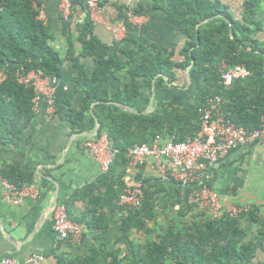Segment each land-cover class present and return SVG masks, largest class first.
Returning <instances> with one entry per match:
<instances>
[{
    "label": "trees",
    "instance_id": "trees-1",
    "mask_svg": "<svg viewBox=\"0 0 264 264\" xmlns=\"http://www.w3.org/2000/svg\"><path fill=\"white\" fill-rule=\"evenodd\" d=\"M70 1L72 9L77 6L86 9L84 0ZM259 9V0H245L240 22L234 20L227 7L217 0H174L166 7V12L187 35L183 51L185 60L175 63L171 52L143 48V61L136 63L134 68L135 52L115 44L109 53L108 47L92 35V20L86 11L77 28L76 40L81 44L79 56L94 61L91 75L77 62L78 58L73 57L71 37L68 50L78 69L76 89L84 92L80 109L70 110L67 115L75 130L84 129V116L92 103L108 99L103 83L116 71L129 68L150 86L157 74L173 81L174 69L184 70L192 63V70L200 73L202 79L197 84L194 101L187 107L167 101L147 115L95 110L100 121L98 135H107L119 152L107 173L64 201L70 219L96 233L95 243L90 245L88 253L70 259L71 264H250L258 252H264V217H260L257 207H250L248 212L237 217L224 215L211 219L203 213L188 221L184 217L197 206L188 203V190L185 189H182L183 194L178 191L181 196L178 219L157 226L154 204L160 190H150L144 185L141 207L126 211L114 240L125 245L131 253L122 251L121 247L109 249L108 245L113 241L112 230L110 218L103 212L105 206L116 200L127 187L123 178L128 168L126 154L129 149L150 144L157 135L163 140L173 137L174 142L195 136L200 130L198 108L208 97L221 96V110L234 124L248 129L259 126L264 114V47L258 46L253 38L260 28L255 18ZM37 15L31 0H0V64L7 61L15 66L13 71L6 72V79L0 84V146L14 144L34 115V90L18 83L16 72L26 74L39 70L44 76L58 79L62 75L64 59L49 44V27ZM206 19L209 20L196 29ZM222 61L227 66L244 64L250 73L224 87L219 83L218 69ZM138 95V90L129 89L112 98L124 103ZM0 174L17 187L33 182L32 173L12 164L2 165ZM78 200L85 205L84 213L74 216L72 209ZM243 220L249 225H243ZM150 221L154 223L153 227L148 225ZM254 224L257 225L255 236L249 237ZM133 230L149 236L156 230L159 233L155 238L135 243L129 239ZM57 259L58 264H64V257Z\"/></svg>",
    "mask_w": 264,
    "mask_h": 264
},
{
    "label": "crops",
    "instance_id": "crops-1",
    "mask_svg": "<svg viewBox=\"0 0 264 264\" xmlns=\"http://www.w3.org/2000/svg\"><path fill=\"white\" fill-rule=\"evenodd\" d=\"M172 1L174 0H105L100 5L96 20L92 22V35L108 47L109 53L115 44H119L121 49L133 50L135 62L132 68L136 63H142L143 48L171 52L173 62L181 63L185 60L183 51L188 38L185 31L166 12V7ZM217 1L227 7L234 20L242 21L245 0ZM37 2L43 9L44 22L50 30L49 44L64 62L56 87L53 110L50 111L46 100L41 99L33 110V119L16 142L0 146V167L12 164L32 173L33 182L23 187L35 189L38 193L36 198L26 196L19 205H12L5 201L0 184V257L12 256L23 260L31 253H42L46 257L44 264H58V256L64 257V264H71L70 259L88 253L90 245L95 243L96 233L83 224L84 231L80 241L57 240L52 230L53 202H64L76 191L96 182L102 174L98 164L83 147L84 140L90 138L84 134H92L100 127V121L99 126L95 121V117L98 119L95 110L122 112L119 107L106 101L123 103L112 97L123 95L129 89L138 90L139 95L123 104L139 114H152L157 106L167 101L187 107L194 101L196 87L202 75L192 70L191 63L184 70L174 69L173 81H168L167 76L157 74L151 85L146 86L144 78L134 75L131 69L116 71L103 83L108 99L91 104L90 111L84 116V129L77 131L72 128L67 115L70 110L80 109L84 92L76 89L78 69L74 66L68 50L71 37L73 57H77V62L91 75L94 61L90 57L79 56L81 44L76 40L77 28L86 16V9L77 6L72 9L69 19L63 20L55 0ZM259 3L260 9L255 18L260 23V28L256 30L253 38L258 46L264 47V0H259ZM108 25L120 28L117 36ZM14 68L7 61L0 64V70L5 73L13 71ZM160 77L163 78L162 82L159 81ZM138 176L150 190H160L154 204L157 226H163L172 219L177 220L181 207L178 191L183 194L184 190L181 185L176 181L162 179L157 174L152 159L138 168L128 166L123 178L126 186L132 185ZM201 182L207 183L219 194L221 204L257 207L260 217H264L262 146L251 143L231 151L216 163L207 164L197 183ZM84 208V203L78 200L74 202L72 214L81 216ZM126 211L116 200L103 209L110 218L112 230L113 241L108 245L109 249L121 247L122 251L131 253L122 243L114 242ZM201 214L203 213L196 207L184 219L190 221ZM242 224L249 225V222L243 220ZM148 225L153 227L154 223L150 221ZM251 229L248 236L254 237L257 225L254 224ZM158 233L156 230L149 236L133 230L129 239L135 243L145 242L150 237L155 238ZM259 262H264V252H258L250 264Z\"/></svg>",
    "mask_w": 264,
    "mask_h": 264
},
{
    "label": "built area",
    "instance_id": "built-area-1",
    "mask_svg": "<svg viewBox=\"0 0 264 264\" xmlns=\"http://www.w3.org/2000/svg\"><path fill=\"white\" fill-rule=\"evenodd\" d=\"M38 12L37 18L44 24L43 9L37 0H31ZM63 20H68L72 4L70 0H55ZM86 11L92 22L100 10V5L105 0H84ZM131 15V14H130ZM115 36L118 35V26L108 25ZM219 83L229 87L236 79H243L249 75V70L244 64L227 66L224 61L219 66ZM18 83L32 87L34 98L33 110L38 102L45 99L48 109L54 108V96L59 83L58 78L44 76L39 70H31L26 74L16 72ZM7 74L0 70V84L6 79ZM222 98L219 95L208 97L204 105L198 108L200 130L185 140L174 142L173 137L163 140L157 135L150 144L135 145L127 152L128 166L138 168L152 159L157 174L162 179L176 181L185 190H188L187 201L196 205L199 210L211 219H218L224 215L237 217L241 213L248 212L249 206L235 204L223 205L219 194L209 187L207 183H197L207 164H213L231 151L252 144H258L264 148V114L259 126L248 129L234 124L226 118L221 110ZM83 147L87 149L94 161L98 164L101 173H107L113 163L119 149L113 146L110 138L105 135H96L85 139ZM1 191L5 201L12 205H19L23 197L36 198L35 189L17 187L0 174ZM143 181L137 179L116 199L117 204L125 210H137L142 205ZM52 230L57 240L80 241L84 226L70 219L64 202L58 203L52 211ZM45 255L31 253L23 260H17L12 256L0 257V264H44Z\"/></svg>",
    "mask_w": 264,
    "mask_h": 264
},
{
    "label": "water",
    "instance_id": "water-1",
    "mask_svg": "<svg viewBox=\"0 0 264 264\" xmlns=\"http://www.w3.org/2000/svg\"><path fill=\"white\" fill-rule=\"evenodd\" d=\"M204 22H206V21L200 22L199 25H198V27L201 24H203ZM168 85H170V84H168ZM106 102L109 103V104H113V105L119 107L122 112L139 114L135 110L131 109L129 106L124 105L123 103L116 102V101H106ZM144 113H146V112H144ZM95 121H96L97 126H99V120L96 117H95ZM84 135H87V137L96 136V135H98V129L96 128L95 132L92 133V134H84ZM53 204H54V207H55L58 203L55 201V202H53Z\"/></svg>",
    "mask_w": 264,
    "mask_h": 264
}]
</instances>
